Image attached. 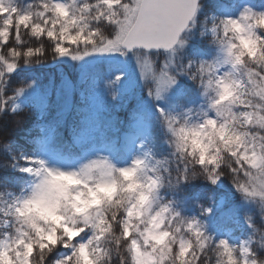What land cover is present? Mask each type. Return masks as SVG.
<instances>
[{"label": "trees", "instance_id": "obj_1", "mask_svg": "<svg viewBox=\"0 0 264 264\" xmlns=\"http://www.w3.org/2000/svg\"><path fill=\"white\" fill-rule=\"evenodd\" d=\"M57 1L65 3L66 14L56 8ZM118 1L123 5L128 3ZM250 1L256 43L254 54L251 55L240 41L233 18L236 13L225 15L232 3L235 5L232 11L240 7L239 0H199L195 18L182 37L184 45L180 50L178 70L182 73V82L185 80L187 84L179 83L173 99L176 109L169 112L170 122L178 131L182 122L187 123L183 120L184 110L190 108L193 101L192 98L186 100L187 94L197 92L194 85L204 78L206 65L215 60L220 46L214 45L220 38H228L239 61L237 76L242 88L236 91L225 109L227 133L221 136L218 130H210L204 149L207 152L200 160L186 136L181 138L179 149L165 143L169 137L161 125L165 116L144 111L150 107L143 99L151 89V82L144 80L126 88L123 84L112 83L113 67L89 68L79 75L74 65L60 61L65 56L88 52L113 38L120 4L107 7L102 0H3L0 4V209L9 205L29 180L15 170L13 164L19 162L22 154L38 152L39 137L50 132L49 146L57 152L72 137H80L81 146L91 148L118 136L143 115L152 126L147 141L149 160L142 170L126 178L128 185L122 187L118 195L125 199L128 192L131 205L153 177L159 179L160 198L153 209L144 217L132 220V228L144 221L141 231L136 230L141 233L152 217L166 203L170 204L163 226L167 237L155 252L157 264H237L235 244L225 231L232 229L233 234H238L243 228L240 227L241 219L249 225L245 230L257 245L253 250L257 264H264V203L254 202V195L245 189L256 175L248 158L242 155L245 147L264 144V123L261 121L264 97L259 90L264 78V26L260 19L264 0ZM146 55L159 61L164 54ZM105 68L108 74L104 73ZM155 70H159L156 63ZM94 77L106 85L108 91L101 108L92 111L83 104L85 101L81 102L79 95L88 90ZM63 83L71 87L68 98L65 94L62 97L56 94ZM31 84L46 88H42L40 95L27 97L26 107L12 111L11 103L23 97ZM66 98H70L68 108L62 107V99ZM246 110L252 115L247 124L242 119ZM117 199L103 206L89 224L82 225V239L70 242L75 244L86 238L89 263L62 249L61 242L49 250L36 234L28 238L25 229H34L39 220L43 221L36 213H28L26 221L9 219L7 226L15 224L17 229L16 234L10 230L9 238L13 245H20L21 251L30 245L28 264H135L130 238L119 224L126 204L119 201L120 214H116L113 210ZM220 199L223 200L221 204ZM5 219L1 212L0 239L3 230L7 231L2 228ZM179 242L183 252L178 249ZM15 264L20 263L16 261Z\"/></svg>", "mask_w": 264, "mask_h": 264}, {"label": "rangeland", "instance_id": "obj_2", "mask_svg": "<svg viewBox=\"0 0 264 264\" xmlns=\"http://www.w3.org/2000/svg\"><path fill=\"white\" fill-rule=\"evenodd\" d=\"M3 0H0V4ZM127 4H120L118 0H103L107 7L119 5V19L115 25V35L101 46L89 50L81 55L65 56L60 61L67 65H74L78 74L86 73L89 68L113 67L111 72L112 83L119 86L123 84L132 87L142 81L151 82V89L148 90L143 103H148L144 111L164 115L161 125L165 134H169L165 143L174 149L182 145L181 138L186 136L191 140V146L199 154L200 160L206 154L207 135L212 129L219 131L221 136L227 133V114L224 115L227 104L238 89L242 88L240 78L237 76L238 58L232 51L231 42L228 38H220L214 46H220L215 60L211 65H206L203 70L204 78L198 80L194 85L197 92L193 95L187 94L186 100L192 98L190 108L184 110L183 124L180 131L170 122L169 112L175 111L174 98L178 91L179 83L182 82V73L178 70L180 62V50L183 41L170 52L164 53L158 61L151 59L146 54H126L121 50L120 44L132 25L140 0H125ZM228 1V0H226ZM240 7L232 11L234 3L226 9L225 15H233L236 24L237 34L244 48L252 55L256 49L254 41V21L250 16L249 0H239ZM56 7L65 11L66 5L56 3ZM66 12V11H65ZM252 19V20H251ZM261 24L264 26V3L260 11ZM111 36V35H110ZM155 63L159 70H155ZM105 68L104 73L108 74ZM89 80V79H87ZM182 83L187 82L183 80ZM63 83L56 91L58 96L62 94L68 98L71 96V87ZM46 86L31 84L23 97L15 100L11 106L13 110H19L27 105L26 98L41 93ZM264 97V78L259 87ZM108 89L102 85L98 78H93L88 90L80 92V99L83 104L92 111L100 109L103 104L104 95ZM66 98V99H67ZM70 98L63 100L62 107L68 108ZM186 104V103H185ZM244 123L252 120L249 111L242 113ZM264 123V117H261ZM151 124L146 122L143 116H138L127 129L118 136L113 137L105 144L91 148L82 147L78 137H72L61 147L60 152L49 146L47 139L38 138V152H30L20 155L19 162H14V169L20 174L28 177L22 191L12 199L9 205L2 207L0 211L6 218L2 228L4 234L0 240V262L3 264H28V257L31 252L30 245L21 251L20 245L10 240V230L16 234L15 224L9 225L13 219L29 220L28 213L38 214L43 221L39 220L36 226L27 227V237L31 238L36 234L37 238L53 250L59 245L62 249L77 254L85 263H89L86 238L75 244L70 243L73 239H82L80 233L82 225L89 224L93 218L100 214L103 206L110 204L118 198L116 214H120L119 201L126 204L119 224L122 226L126 237L130 238V248L135 264H157L156 248L166 240L167 233L163 230L164 221L170 212V204L166 203L164 209L155 214L149 226L141 231L140 225L134 228L132 223L136 218L144 217L150 213L158 200L157 191L159 179L153 177L145 186L144 192L135 203L129 204L131 196L126 192V198L122 199L118 192L122 187L128 185L126 178L136 171L142 170L149 160L147 139L151 131ZM78 150V151H77ZM205 151V152H204ZM204 152V153H203ZM264 144L258 147L249 145L242 149V155L248 158L251 168L255 171L253 181L245 189L254 195V202L264 203ZM18 160V159H17ZM11 194H9V197ZM160 198V197H159ZM152 200V201H151ZM128 203V204H127ZM219 203H222L220 199ZM128 205V206H127ZM0 212V213H1ZM8 225V226H7ZM244 225H246L244 227ZM242 230L233 234L231 229L225 231L226 236H231L237 251V264H257L256 254L253 250L257 245L246 231L249 225L245 219L241 220ZM9 228V229H8ZM246 229V230H245ZM132 232V233H131ZM131 234V237H130ZM136 234V235H133ZM139 235L138 238H135ZM67 238L69 241H64ZM178 249L181 250L180 242ZM263 247V246H262ZM184 250H181L183 252ZM23 252V253H22ZM22 255V256H21Z\"/></svg>", "mask_w": 264, "mask_h": 264}, {"label": "water", "instance_id": "obj_3", "mask_svg": "<svg viewBox=\"0 0 264 264\" xmlns=\"http://www.w3.org/2000/svg\"><path fill=\"white\" fill-rule=\"evenodd\" d=\"M196 8L197 0H140L135 21L121 43L122 50H171L191 23Z\"/></svg>", "mask_w": 264, "mask_h": 264}]
</instances>
